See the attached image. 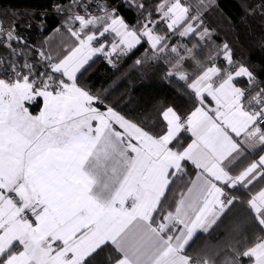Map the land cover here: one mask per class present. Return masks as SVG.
Segmentation results:
<instances>
[{
    "label": "snow or ice",
    "instance_id": "snow-or-ice-1",
    "mask_svg": "<svg viewBox=\"0 0 264 264\" xmlns=\"http://www.w3.org/2000/svg\"><path fill=\"white\" fill-rule=\"evenodd\" d=\"M72 6L84 9H68V22H79L78 29L69 27L74 46L56 57L39 51L46 65L39 74L26 61L21 68L10 65V79L0 78V264H92L109 245L114 255L107 264H214L186 254V248L198 230L208 232L239 199L231 190L264 180V155L232 171L245 149L264 146L261 81L245 65L233 67L227 43L226 66L212 62L213 56L203 67L193 48L185 46L182 54L156 32L155 24L163 22L170 32L181 29V37L211 36L201 15H190L181 0H162L156 6L159 21L149 13L139 28L105 4H97L100 15L80 0ZM106 33L114 34L111 44L96 46ZM0 35L18 39L14 28L5 33L2 21ZM142 41L152 50L145 59L169 50L175 55L166 75L186 82L197 99L187 116L163 109L158 132L77 82L96 54L115 67L113 54L127 55ZM189 59L202 68L191 82L183 68ZM237 78H247V86H238ZM32 105L39 106L35 114ZM182 132L192 137L186 146ZM188 164L194 177L188 176ZM246 204L264 232V185ZM234 252L224 264H240V257L264 264V235Z\"/></svg>",
    "mask_w": 264,
    "mask_h": 264
},
{
    "label": "trees",
    "instance_id": "trees-1",
    "mask_svg": "<svg viewBox=\"0 0 264 264\" xmlns=\"http://www.w3.org/2000/svg\"><path fill=\"white\" fill-rule=\"evenodd\" d=\"M88 5V11L93 15L102 14L97 4H105L115 8L118 14L129 26L140 27L145 17L151 13V20L159 21L160 13L156 6L162 0H80ZM190 8V15L201 14L203 28L211 32L209 38L200 40L196 35L179 36V30L170 32L166 24L157 22L155 30L161 35H167V43L180 46L182 54L184 47L193 48L194 55L203 67L210 66L209 57L220 67L226 66L223 55V44L227 43L232 52L235 65H246L257 79L261 81L259 87H264V7L262 0H181ZM144 4V9L137 4ZM83 14L82 7H73L72 0H0V21L3 22L5 33L14 28V35L18 39L7 41L0 35V58L8 64L18 63L19 68L27 61L33 64L37 74L45 70L46 65L41 62L38 52L43 50L53 57L63 55L67 48L74 46L75 39L69 32V27L79 28V22L69 23L68 11ZM138 21L140 22L138 24ZM152 27L153 25H149ZM203 28L201 30H203ZM91 30V29H90ZM114 34L104 36L109 44ZM10 43L11 47H7ZM195 46V47H194ZM15 49V53H13ZM147 50V51H146ZM152 56L150 45L142 41L127 55H119L116 65L98 55L93 58L85 69L78 74V84L94 95H100L127 118L134 120L147 130L158 132L163 127L161 111L173 106L181 116L191 112L197 106V99L187 83L176 77H168L166 73L175 62V55L169 52L159 59H145ZM141 59L140 64L135 61ZM189 73V81L202 70L189 59L183 66ZM7 79V78H6ZM244 80V79H237ZM247 85V80L242 81ZM168 88L175 97L171 102L164 100L152 91L156 88ZM38 105H32V110L38 111ZM185 138V133L182 134ZM187 139V138H186ZM185 139V140H186ZM240 165L239 167H241ZM188 176L193 177L194 170L187 165ZM181 185L173 186L175 192ZM232 195L239 199L226 211L215 225L204 235L201 247L191 256L214 261V264H224L226 258L235 255L234 249L245 250L264 232L247 208L246 201L250 188L237 187L231 190ZM171 193L169 201H171ZM105 253L114 255L111 246L104 249ZM251 259L240 257V264H250Z\"/></svg>",
    "mask_w": 264,
    "mask_h": 264
},
{
    "label": "crops",
    "instance_id": "crops-1",
    "mask_svg": "<svg viewBox=\"0 0 264 264\" xmlns=\"http://www.w3.org/2000/svg\"><path fill=\"white\" fill-rule=\"evenodd\" d=\"M201 15V14H200ZM195 23V22H194ZM108 33L105 34V36L107 35ZM104 42V38L103 40H100L97 42L96 46H98L99 43H102ZM109 44V43H108ZM111 44V43H110ZM109 44V45H110ZM98 55H101L103 56L102 54H96L93 58H95L96 56ZM120 54H113V56L111 57L112 60H113V63L116 65V58L117 56H119ZM104 57V56H103ZM92 58V59H93ZM105 58V57H104ZM91 59V60H92ZM106 59V58H105ZM233 59V57H232ZM90 60V61H91ZM107 60V59H106ZM89 61V62H90ZM216 64V63H215ZM218 65V64H217ZM219 66V65H218ZM246 66V65H245ZM247 67V66H246ZM237 79H244V80H237V83H238V86H241V87H244L242 85V81H245L247 80V78H237ZM153 93H156L158 94L159 96H161L164 100L168 101V102H171L174 97H175V93H173L170 89L168 88H165V87H162V88H156L152 91ZM209 102L211 103L210 101V98H209ZM169 107H172L174 108L173 106H169ZM32 106L30 107V111L35 114L37 111H34L31 109ZM175 109V108H174ZM195 109V108H194ZM193 109V110H194ZM176 110V109H175ZM192 110V111H193ZM177 111V110H176ZM178 112V111H177ZM190 113V112H189ZM185 133V138H182V134ZM187 138V139H186ZM180 142H182L183 145H187V143H190L191 142V134L190 133H187V132H182L180 134ZM186 139V140H185ZM261 155H264V146H257V148L255 149H245V155L244 157L239 160L238 163L235 164V167L232 169L233 173H236L238 172L240 169H242L243 167H245L246 165H248L249 163L253 162V161H256L259 159V157ZM240 165H242L241 167H239ZM188 166L190 167V169H193L194 170V175H195V169L190 165L188 164ZM193 175V177H194ZM262 185H264V180H257L256 182H254L253 185L249 186L248 188L251 189L252 192H255L257 191ZM232 194V193H231ZM211 229V228H210ZM209 229V230H210ZM208 230V231H209ZM207 232H204L202 230H198V232L196 233L193 241L190 242V245L186 248V254L188 255H192L193 252H195L196 250H198L200 247H201V244L203 242V239H204V235L206 234ZM110 246V245H109ZM105 249V248H104ZM112 254H108V253H105V251L103 250L102 252L99 253V255L92 261V264H107V258L109 256H111ZM250 264H253V262H251Z\"/></svg>",
    "mask_w": 264,
    "mask_h": 264
},
{
    "label": "built area",
    "instance_id": "built-area-1",
    "mask_svg": "<svg viewBox=\"0 0 264 264\" xmlns=\"http://www.w3.org/2000/svg\"><path fill=\"white\" fill-rule=\"evenodd\" d=\"M2 36V35H1ZM14 40V39H13ZM18 68H19V64L15 63ZM11 64H8L3 58H0V78H4V79H10L13 75L12 73V69L10 67ZM247 86V85H245ZM244 86V87H245ZM189 113H187L184 116H187Z\"/></svg>",
    "mask_w": 264,
    "mask_h": 264
},
{
    "label": "rangeland",
    "instance_id": "rangeland-1",
    "mask_svg": "<svg viewBox=\"0 0 264 264\" xmlns=\"http://www.w3.org/2000/svg\"><path fill=\"white\" fill-rule=\"evenodd\" d=\"M4 79V78H3Z\"/></svg>",
    "mask_w": 264,
    "mask_h": 264
}]
</instances>
